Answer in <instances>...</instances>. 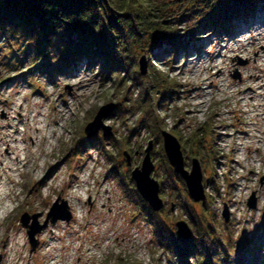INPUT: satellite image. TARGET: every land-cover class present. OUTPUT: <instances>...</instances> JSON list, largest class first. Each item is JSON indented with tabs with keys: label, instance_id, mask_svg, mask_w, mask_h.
Listing matches in <instances>:
<instances>
[{
	"label": "rangeland",
	"instance_id": "374dc122",
	"mask_svg": "<svg viewBox=\"0 0 264 264\" xmlns=\"http://www.w3.org/2000/svg\"><path fill=\"white\" fill-rule=\"evenodd\" d=\"M236 21L229 33L209 28L200 31L176 56L170 54L168 45L154 51L152 68L167 75L162 77L171 86L167 82L148 83L147 57V75L140 74L138 63L139 74L122 85L115 78L103 80L101 69H93L86 61L61 71H33L31 59L11 66L2 61L9 44L0 37V126L12 124L13 119L20 122V115L39 111L55 132L50 139L45 132L43 140L35 141L37 149L31 139H23L31 155H27L25 167H17L22 171L15 176L19 185L13 193L14 209L0 224V264L13 260L9 249L14 235L20 238L26 259L21 264H53L57 259L61 264H182L172 246L185 240L177 235L175 224L185 221L193 232L191 240L197 238L194 212L211 227L210 231L201 228L199 233L212 236L208 243L220 239L237 246L232 264H264V187L260 184L264 176V115L257 121L250 117V98L257 94L259 83L254 76L264 80V8ZM187 24L184 21L181 30H186ZM153 85L158 96H153ZM109 103L116 105L104 120L111 134L104 138L100 131L93 137L97 139H88L86 125ZM21 121L19 130L32 126L31 121ZM32 130L30 135L39 139ZM161 131L179 140L188 170L194 158L200 161L207 196L204 203L193 202L170 167ZM194 134L196 141H192ZM125 141H129L128 147ZM149 142L153 143L155 165L152 177L164 183V207L156 214L175 236H169V230L164 236L154 234L141 206L122 187L133 188L131 172L141 166ZM246 144L248 148L243 147ZM9 151L14 152L13 148ZM2 152L7 157L6 147ZM111 154L118 157L122 182L111 171ZM253 194L257 207L250 210L248 202ZM66 195L82 196V213L67 204L71 220L49 223L36 236L38 246L32 251L22 215L37 216V220L30 219V226L36 221L44 224L53 205L59 201L62 206ZM60 210L54 215H61ZM45 240L58 250L63 248L52 252L54 259L38 254ZM1 250L8 252L2 256ZM186 264L198 262L189 255Z\"/></svg>",
	"mask_w": 264,
	"mask_h": 264
},
{
	"label": "trees",
	"instance_id": "16d2710c",
	"mask_svg": "<svg viewBox=\"0 0 264 264\" xmlns=\"http://www.w3.org/2000/svg\"><path fill=\"white\" fill-rule=\"evenodd\" d=\"M259 8H264V0H0V37L9 44L2 61L15 66L22 59H31L33 71H61L86 61L93 69H101L103 80L115 78L122 85L139 74L138 63L146 55L150 67L148 83L170 85L162 77L167 75L152 68L154 51L168 45L170 54L176 56L200 31L209 28L216 33H229L237 19ZM184 21L189 24L181 30ZM153 89V96H158L159 90ZM193 140H198L196 134ZM117 159L112 154L108 156V161L114 162L111 171L122 182ZM132 184V189L122 187L141 206L153 233L164 236L169 230V236H175L159 214L141 199L133 181ZM160 185L163 194L164 183ZM192 221L197 223L199 233L201 228L211 229L195 212ZM199 233L191 241L172 246L182 264H186L189 255L198 264H232V254L238 250L235 244H225L220 239L208 243L212 236Z\"/></svg>",
	"mask_w": 264,
	"mask_h": 264
},
{
	"label": "water",
	"instance_id": "95a60500",
	"mask_svg": "<svg viewBox=\"0 0 264 264\" xmlns=\"http://www.w3.org/2000/svg\"><path fill=\"white\" fill-rule=\"evenodd\" d=\"M139 71L142 76H146L148 73V64L146 56H143L139 61ZM116 109V105L113 103L106 104L102 106L95 117L91 122H89L85 129L84 134L88 139L97 137L100 131L103 132L102 136L104 138L108 137L111 134V127L104 124V120L107 119L113 111ZM161 136L163 139V149L166 156V159L170 167L174 172L184 181L188 195L191 197L194 203H204L207 200L205 187L203 184V170L200 161L197 158L192 160L191 169L186 168L185 156L181 147L179 140L167 131H161ZM153 150V143L149 142L148 147L144 151V157L140 167H136L131 172V179L136 187L138 194L141 198L149 205V207L155 213H158L164 207V201L161 199L160 183L152 177L154 172L155 165L152 161L151 152ZM127 157V164L130 165V158L127 156V153L124 154ZM261 186L264 187V176L260 179ZM57 201L49 213L47 220L44 224H39L37 221L33 226L29 225L30 219L37 220V216H29L28 214L22 215L21 223L28 229V237L32 247V251H35L38 242L36 236L40 234L44 229L49 225L55 224L57 221H70L71 215L67 214V203L63 201L62 206L59 205ZM257 207V200L255 194L252 195V198L248 202V208L254 210ZM62 209L61 215L55 216L54 213ZM224 218L226 223H228L229 214L225 210ZM52 219V220H51ZM51 220V222L49 221ZM176 233L177 235L185 241H189L193 237V232L191 227L185 221H178L176 224Z\"/></svg>",
	"mask_w": 264,
	"mask_h": 264
},
{
	"label": "bare ground",
	"instance_id": "6f19581e",
	"mask_svg": "<svg viewBox=\"0 0 264 264\" xmlns=\"http://www.w3.org/2000/svg\"><path fill=\"white\" fill-rule=\"evenodd\" d=\"M202 70L200 69L199 71H196L194 75H198V73H200ZM210 71H212V69ZM204 72L205 74H207L205 67ZM254 77L255 81L259 83L258 86L255 88L257 94L251 96L250 98V100L253 101V105L251 106L252 110H250V117L257 121L259 120V116L264 115V80L260 79L257 76ZM258 98H261L260 102L254 104L258 101ZM243 101H245V98H243ZM70 106L72 105L70 104ZM69 110L71 111V107L69 108ZM23 119H25L27 122L31 121L32 126L28 127V129L19 130L18 123H22L23 121L21 120ZM19 120L20 122H16V120L13 119L12 124L6 122L5 126H0V224L2 223V220L5 219L14 209V207H12L11 205L13 200L15 199L13 193L15 191V187L19 185V183L16 182L15 176L18 174L19 171H22L20 168L17 167H25L27 165L26 157L27 155H31V152H29V149L26 148L23 139H31L33 141L34 149H37L39 147V143L36 145L35 141L39 142L43 140L45 132L48 133L47 139L52 138L55 134L52 125L45 123V118L39 111H34L27 115L24 114L23 117L20 115ZM32 129H34V133H38L39 139L37 137L33 138V136L30 135V132L32 133L33 131ZM248 139H251V137ZM249 144L243 145V147L248 148ZM3 147H6L7 157L4 156L2 152ZM9 148H13L14 152L11 153L9 151ZM22 155L24 156V158L22 157ZM63 199L66 200V203L68 204L70 209L74 210L75 206L79 209L78 213H82L81 210L83 208V198L81 195H76L75 198L71 197L70 195H66ZM47 231L49 232L50 236H52L53 233L50 231V229H48ZM20 242L21 240L19 237L16 238L15 235L12 237V246L9 251L12 250V252L14 253V257L9 264H21V261L26 260L20 249ZM3 243L4 245H6V241H4ZM62 249L63 248L61 247L58 250L54 245H51L49 241L45 240L43 242V247L38 254L39 256L46 258V260H51L53 258L52 252L62 251ZM7 252L8 251L1 250V255L5 256ZM53 264H61V261L57 259Z\"/></svg>",
	"mask_w": 264,
	"mask_h": 264
},
{
	"label": "flooded vegetation",
	"instance_id": "af4514ba",
	"mask_svg": "<svg viewBox=\"0 0 264 264\" xmlns=\"http://www.w3.org/2000/svg\"><path fill=\"white\" fill-rule=\"evenodd\" d=\"M185 163H186V161H185ZM187 168V167H186ZM181 179V178H180ZM182 180V179H181ZM183 181V180H182ZM184 182V181H183ZM185 184V183H184Z\"/></svg>",
	"mask_w": 264,
	"mask_h": 264
}]
</instances>
